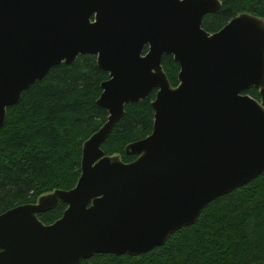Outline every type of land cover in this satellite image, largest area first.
<instances>
[{
    "label": "water",
    "instance_id": "1",
    "mask_svg": "<svg viewBox=\"0 0 264 264\" xmlns=\"http://www.w3.org/2000/svg\"><path fill=\"white\" fill-rule=\"evenodd\" d=\"M222 5L0 0V130L8 108L56 65L95 55L110 76L98 101L109 118L84 145L77 185L0 214V264L141 255L264 172V18L242 14L210 33L204 18ZM165 55L180 64L177 86ZM252 87L261 101L244 93ZM154 91V130L126 148L137 159L107 155L102 146L126 106ZM60 202L63 216L45 224L39 215Z\"/></svg>",
    "mask_w": 264,
    "mask_h": 264
},
{
    "label": "trees",
    "instance_id": "2",
    "mask_svg": "<svg viewBox=\"0 0 264 264\" xmlns=\"http://www.w3.org/2000/svg\"><path fill=\"white\" fill-rule=\"evenodd\" d=\"M221 2L217 13L204 18L203 27L210 33L242 14L264 18V0ZM163 68L177 86L179 62L165 55ZM109 78L97 56L80 55L72 64L54 66L8 108L0 130V214L77 185L84 145L109 118L108 110L98 103ZM244 93L261 101L255 87ZM156 94L126 106L102 146L107 155H118L124 162L137 159L126 148L152 134ZM67 207L60 202L39 217L52 224ZM80 264H264V172L209 203L195 224L178 230L162 246L138 256L95 254Z\"/></svg>",
    "mask_w": 264,
    "mask_h": 264
},
{
    "label": "rangeland",
    "instance_id": "3",
    "mask_svg": "<svg viewBox=\"0 0 264 264\" xmlns=\"http://www.w3.org/2000/svg\"><path fill=\"white\" fill-rule=\"evenodd\" d=\"M115 157H117V158H120L121 159V157L120 156H118V155H115ZM49 194H51V193H49ZM49 194H46V195H49ZM45 196V195H44Z\"/></svg>",
    "mask_w": 264,
    "mask_h": 264
}]
</instances>
